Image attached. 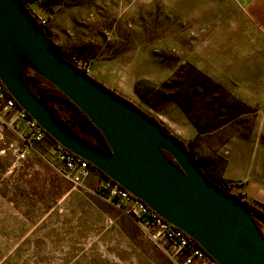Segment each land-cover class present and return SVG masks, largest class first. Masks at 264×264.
<instances>
[{
    "label": "rangeland",
    "instance_id": "obj_1",
    "mask_svg": "<svg viewBox=\"0 0 264 264\" xmlns=\"http://www.w3.org/2000/svg\"><path fill=\"white\" fill-rule=\"evenodd\" d=\"M23 1L58 54L184 138L215 183L229 185L222 175L243 152L264 175L255 0ZM24 140L0 102V264H200L150 240L101 193L97 171L67 175L50 141L18 159Z\"/></svg>",
    "mask_w": 264,
    "mask_h": 264
},
{
    "label": "water",
    "instance_id": "obj_2",
    "mask_svg": "<svg viewBox=\"0 0 264 264\" xmlns=\"http://www.w3.org/2000/svg\"><path fill=\"white\" fill-rule=\"evenodd\" d=\"M45 79L101 131L110 151L86 141L32 91ZM0 81L55 142L89 162L217 264H264V217L211 183L185 149L144 111L58 54L21 0H0Z\"/></svg>",
    "mask_w": 264,
    "mask_h": 264
},
{
    "label": "built area",
    "instance_id": "obj_3",
    "mask_svg": "<svg viewBox=\"0 0 264 264\" xmlns=\"http://www.w3.org/2000/svg\"><path fill=\"white\" fill-rule=\"evenodd\" d=\"M37 23L44 28L46 21L34 16ZM88 73L85 63L74 64ZM5 88L0 81V102L5 112L13 111L19 119L24 120L28 127V141L25 140L23 150L18 159H24L27 151L35 144L46 140V133L24 110L19 108L11 96H6ZM57 159L63 165L67 175L75 178L76 182L84 181L93 173L91 165L86 160L71 153L60 145L54 147ZM99 190L106 193L119 207L123 208L154 242H162L171 252L187 255V261H196L200 264H215L207 254L190 242L189 237L181 230L173 227L158 214L151 210L144 202L132 197L129 192L115 182L100 181ZM240 196V195H238Z\"/></svg>",
    "mask_w": 264,
    "mask_h": 264
},
{
    "label": "trees",
    "instance_id": "obj_4",
    "mask_svg": "<svg viewBox=\"0 0 264 264\" xmlns=\"http://www.w3.org/2000/svg\"><path fill=\"white\" fill-rule=\"evenodd\" d=\"M21 1L24 3L23 0ZM75 67L79 69L81 72H83L84 74L89 75L87 72L81 70L79 67L77 66ZM28 79H29L30 87L32 91L34 92V94L39 99H41L52 111H54L58 115V117L68 127H70L75 133H77L79 136H81L86 141L90 142L91 144L95 145L96 147L103 149L105 151H110L107 141L105 137L103 136V134L101 133V131L92 123V121L71 100H69L63 93H61L53 85H51L49 82H47L45 79L41 77L30 76ZM4 92L6 96H10L6 92V90ZM147 115L153 121L158 123L167 134L172 136L185 149L188 155H190L191 159H193L191 152L189 151L187 143H185L182 139L176 136L161 120L149 114ZM46 140L50 141L53 147H56L57 145H59L47 134H46ZM91 168L93 171H97L99 173L100 181H109V182L114 183V181H112L108 176H106L101 171L97 170L94 166L91 165ZM201 171L206 175V177L211 183L217 185L222 190L229 191V188H230L229 185H222V184L215 183L203 170ZM234 196L242 200L245 204L253 208L255 211L258 212V214L264 217V209H262L261 207L260 208L256 207L253 204L247 202L242 196H237V195H234ZM190 242L196 247L200 248L206 254V252L194 240L190 239ZM209 258L215 264H217V262L214 261L211 257Z\"/></svg>",
    "mask_w": 264,
    "mask_h": 264
},
{
    "label": "crops",
    "instance_id": "obj_5",
    "mask_svg": "<svg viewBox=\"0 0 264 264\" xmlns=\"http://www.w3.org/2000/svg\"><path fill=\"white\" fill-rule=\"evenodd\" d=\"M254 5L256 10L261 14L260 20L264 21V0H255ZM10 113H12L18 126H20L22 130H24L25 135H27L29 130L26 122L19 119L15 112L10 111ZM166 126L172 131L168 125ZM173 133L187 143L184 138L180 137L175 132ZM22 135L20 137H23ZM241 158L243 159L240 160ZM241 158L238 160L235 158L229 159L228 170L222 175V178L224 181L228 182L231 194L237 196L240 195L247 202L264 209V175L262 172L261 158L255 157L252 159L249 156L244 155V152ZM200 169L202 170V168ZM214 177L221 179L219 175H214Z\"/></svg>",
    "mask_w": 264,
    "mask_h": 264
}]
</instances>
